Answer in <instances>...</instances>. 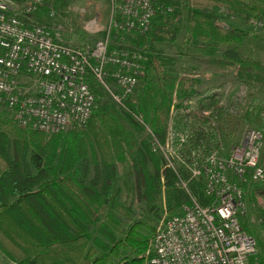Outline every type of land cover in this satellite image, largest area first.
<instances>
[{
  "label": "trees",
  "instance_id": "obj_1",
  "mask_svg": "<svg viewBox=\"0 0 264 264\" xmlns=\"http://www.w3.org/2000/svg\"><path fill=\"white\" fill-rule=\"evenodd\" d=\"M168 1L151 0L156 15L146 32L124 34L112 28L111 38L123 37L132 45L140 44L144 35L150 44L174 42L182 14ZM185 6L184 43H196L209 65L218 59L230 64L240 62L239 44L245 32L227 26L217 12L252 23L261 15L264 0H186ZM143 64L141 88L127 95L124 104L164 146V115L174 94L180 100L173 124L175 152L184 163L201 162L216 144L210 116L187 112L182 103L202 96L196 88L200 79L183 76L166 83L154 57H146ZM111 68L106 66L107 71ZM104 80L114 83L108 75ZM7 113L0 109V250L5 257L18 264H149L155 229L143 220L124 227L132 209L119 200L116 169L117 162H124L123 144L134 146L129 126L137 130L143 126L128 113L125 121L95 104L83 129L47 136L20 127ZM195 114L207 126L191 120ZM263 115L264 109L251 118L257 128L263 126ZM179 134L184 138L180 144ZM263 152L264 147L262 156ZM130 172L131 191L147 214L182 213L184 206L191 205V196L202 206L208 202L201 182L189 179L185 166L171 168L145 139L135 150ZM254 192L264 194L262 184H256ZM160 198L163 208L158 206ZM241 225L251 232L242 219Z\"/></svg>",
  "mask_w": 264,
  "mask_h": 264
},
{
  "label": "built area",
  "instance_id": "obj_2",
  "mask_svg": "<svg viewBox=\"0 0 264 264\" xmlns=\"http://www.w3.org/2000/svg\"><path fill=\"white\" fill-rule=\"evenodd\" d=\"M61 1L0 0V105L20 127L47 136L85 126L96 101L92 82L104 83L108 75L124 95L139 86L145 58L137 51L114 48L110 32L144 33L155 15L151 0H112L104 36L76 43L65 37L62 25L35 19L40 10L52 17ZM254 22L264 23V11ZM167 136L174 138V131ZM183 139L179 134V144ZM263 147L264 127H251L226 155L216 149L201 162L181 160L190 179L201 182L208 202L202 206L191 196V205L155 229L149 264H260L254 257L256 238L243 229L241 219L250 186L264 187ZM258 197L264 206V195Z\"/></svg>",
  "mask_w": 264,
  "mask_h": 264
},
{
  "label": "rangeland",
  "instance_id": "obj_3",
  "mask_svg": "<svg viewBox=\"0 0 264 264\" xmlns=\"http://www.w3.org/2000/svg\"><path fill=\"white\" fill-rule=\"evenodd\" d=\"M111 1L63 0L54 5V15L52 17L43 12L44 14L35 15V19L46 24L62 25L63 29L65 28L64 35L70 41L93 43L101 39L110 28L112 17ZM185 1H168L171 9H175L182 14L181 20L178 22V35L174 42L156 41L150 44L145 38L146 35H144L140 44L132 45L130 40L117 37L111 38L112 45L114 48L137 51L144 58L148 56L154 57L160 65L161 76L166 78V83L172 80L176 81L183 76L201 79V84L196 88L202 93V96L195 95L182 103L186 107L187 112L210 116V126L215 140V133L219 135V141L218 139L216 140L213 151L217 149L218 154L226 155L230 148L240 141L248 128L257 127L251 118L264 109V23L257 25L255 22H245L243 19L237 16H230L225 12H217L222 22L229 27L241 29L245 32V37L239 44L240 62L220 64L218 59L214 64L209 65L201 59L204 53L196 47V43H184L185 28L188 22ZM131 36L134 37L135 34ZM135 37L137 38V36ZM206 67H211L212 69L207 68V70L212 71L206 72V77L202 79L200 72ZM141 84L142 81L138 86L139 89ZM92 86L95 88L96 106L100 105L105 111L125 121H128L126 117L128 113L143 126L141 130L129 126V130L133 135L134 146L129 148L126 144H123L124 162L116 163L117 185L120 188L119 200L132 209V214L125 220L124 227H127L133 220H143L148 225L153 226L154 229L159 228L172 215L163 212L158 217L151 213L147 214L144 211V204L138 203L131 191L132 179L130 178V171L135 150L142 139L157 145L160 154H162L171 168H183L184 165L175 152L174 138L173 136H167L168 140L165 146H161L153 136L150 127L143 122L140 116L133 113L124 104L127 95H124L115 83L94 81ZM171 99V104L164 115L167 132L174 131L173 124L177 114L175 105L180 102L174 94ZM0 109L4 114L9 112L4 107ZM190 118L197 124L207 126V123L196 114L190 116ZM262 121V127H264V115L262 116ZM83 128H72L63 133L65 135L71 131ZM182 185L186 186L185 183ZM255 187L256 184L250 186L252 192L248 195V208L242 221H244L246 226L248 225L251 229L250 233L260 243L259 247L257 246V253L254 257L260 264H264V206L259 203V194H255ZM158 206L163 208L162 198L159 199ZM259 218H262V221Z\"/></svg>",
  "mask_w": 264,
  "mask_h": 264
},
{
  "label": "crops",
  "instance_id": "obj_4",
  "mask_svg": "<svg viewBox=\"0 0 264 264\" xmlns=\"http://www.w3.org/2000/svg\"><path fill=\"white\" fill-rule=\"evenodd\" d=\"M227 25V24H226ZM228 26V25H227ZM207 68L209 69V68H211V67H206L205 69H203V71H201L200 72V74H201V78L203 79V78H205L206 77V72H208V71H212V70H207ZM212 69V68H211ZM211 73V72H210ZM200 77V76H199ZM200 81H201V79H200ZM201 84V83H200ZM0 264H18V263H16V262H13V261H11L10 259H8L7 257H5V255L1 252V250H0Z\"/></svg>",
  "mask_w": 264,
  "mask_h": 264
}]
</instances>
